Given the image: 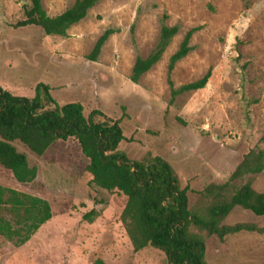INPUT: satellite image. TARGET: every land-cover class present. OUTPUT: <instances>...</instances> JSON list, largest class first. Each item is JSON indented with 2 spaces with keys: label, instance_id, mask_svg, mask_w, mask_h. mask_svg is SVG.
<instances>
[{
  "label": "rangeland",
  "instance_id": "374dc122",
  "mask_svg": "<svg viewBox=\"0 0 264 264\" xmlns=\"http://www.w3.org/2000/svg\"><path fill=\"white\" fill-rule=\"evenodd\" d=\"M75 1L41 5L54 17ZM24 7L30 0H0V87L31 98L42 83L59 105L77 103L85 117L98 110L118 121L124 140L117 150L131 161L158 157L168 163L180 188L187 189L191 212L207 206L204 189L226 182L245 154L264 151V0H103L65 37L44 36L33 26L13 28ZM164 16L163 23L177 26L178 33L133 84V63L155 48ZM193 28L191 50L175 64L171 81L178 88L208 70L211 76L203 89L169 104L168 61ZM106 29L114 34L95 62L87 60ZM12 145L37 176L20 185L0 166V186L47 201L51 218L22 246L0 237V264H167L156 249L133 252L119 220L124 198L90 183L76 140L55 142L41 157L18 142ZM247 180L264 193V170ZM92 210V221H83ZM237 223L264 229V216L235 208L224 224ZM203 237L208 264H264V234Z\"/></svg>",
  "mask_w": 264,
  "mask_h": 264
},
{
  "label": "trees",
  "instance_id": "16d2710c",
  "mask_svg": "<svg viewBox=\"0 0 264 264\" xmlns=\"http://www.w3.org/2000/svg\"><path fill=\"white\" fill-rule=\"evenodd\" d=\"M101 1L76 0L60 15L49 17L41 0H30V7H24L23 19L13 28L33 26L44 36L65 37L67 30L85 19L88 11ZM165 19L164 16L153 51L146 58L136 57L129 77L131 83L137 84L158 63L177 35L178 27L166 26ZM196 31L195 28L187 31L169 58L166 71L169 104L179 95L203 89L211 76L208 70L200 79L178 88H174L171 81L175 64L191 50L189 42ZM112 34L113 29H106L98 37L87 60L96 61ZM34 92L31 98L19 97L0 87V166L11 173L16 183H32L37 169L29 166L26 155L19 153L13 142L41 157L55 142L72 138L88 161L85 171L90 183L124 198L119 220L133 252L150 247L162 252L167 264H208L203 235L222 240L238 233L264 234V229L253 224H224L235 208L255 217L264 216V193L254 191L250 180L243 181L264 170L263 150L245 154L223 184L206 187L207 206L200 213L191 212L187 189L180 188L168 163L158 157L131 161L117 150L124 140L118 121L106 119L98 110L85 117L82 106L77 103L57 104L45 84H37ZM96 116L103 121H94ZM94 214L93 210L85 214L83 221L91 222ZM50 218L47 201L0 186V237L6 241L15 246L24 245Z\"/></svg>",
  "mask_w": 264,
  "mask_h": 264
}]
</instances>
